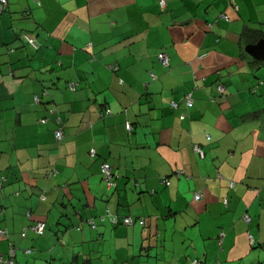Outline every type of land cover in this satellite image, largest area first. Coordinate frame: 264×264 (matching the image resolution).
<instances>
[{"label":"crops","instance_id":"crops-1","mask_svg":"<svg viewBox=\"0 0 264 264\" xmlns=\"http://www.w3.org/2000/svg\"><path fill=\"white\" fill-rule=\"evenodd\" d=\"M262 38L264 0H7L3 259L14 243L17 264H264V59L245 50ZM106 209L145 224L90 228ZM37 221L44 233L22 238Z\"/></svg>","mask_w":264,"mask_h":264},{"label":"built area","instance_id":"built-area-1","mask_svg":"<svg viewBox=\"0 0 264 264\" xmlns=\"http://www.w3.org/2000/svg\"><path fill=\"white\" fill-rule=\"evenodd\" d=\"M158 2H159V5L161 7H165V5L167 4V0H158ZM6 4H7V0H0V10H3L6 7ZM234 7L237 8L236 5H234ZM222 16H224L225 18L229 19L228 18V15H226V14H223ZM25 39L32 46L38 47V44L35 41V39L32 38L31 36H29L28 34H25ZM158 59L160 60V62L163 65H169V57H168V55H167L166 52H164V51L163 52H160L158 54ZM73 86H74L73 83H71V87H73ZM223 90H224V86L222 84H219L218 85V91L219 92H223ZM44 93H46V91H44ZM183 99H184L187 107L192 106L193 100H192V97H191V93H187L183 97ZM35 100L38 101L39 98L37 96H35ZM170 105L173 106V107H177V103L175 101H171L170 102ZM50 110L53 111V109H50ZM105 111L109 112L110 110L108 108H106ZM180 117H184V114H181ZM41 121H46V120L45 119H41ZM127 128L129 130L132 129V125L130 123H127ZM207 136L209 138V135H207ZM55 137L57 139H60L62 137L61 127L56 128V130H55ZM193 149H194V151L198 152L200 156H203L204 155V152H203V150L201 149V147L199 145L195 144ZM90 153H91V155H93L94 154V150L92 149ZM102 170H103V172L105 174H107V177H108L107 178V181H108V183L109 184H112V181H110V169H109V166L106 163H103L102 164ZM55 172H56L55 169L47 170V172H45V175L46 176H52V175L55 174ZM2 179L3 178H0V189H1V186H2V182H1ZM233 184H234V181H230V187H232ZM200 197H201V194L199 192H197V193L194 194V199H199ZM223 202L225 204L227 203V198L226 197L223 198ZM28 215H29V213H28ZM116 219H117L116 216H112L111 217V220L114 221V222L116 221ZM245 219L248 220V216L247 215H245ZM131 222H132V218L129 217V216L122 218V223H124V224L131 223ZM44 226H45L44 221H37L36 223L32 224L31 226H27L26 228H24L22 230V235L25 234V232H26V230L28 228H31L32 230H34L37 233H42L43 232V229H44ZM0 234L3 235L4 237L7 236V232L4 231V230H0ZM13 252H14L13 247L10 246L9 255H11ZM26 252H29V249H27ZM6 262L8 264H15L12 259H8V261H7V258L6 259H3L2 255H0V264L6 263ZM193 264H197L196 260H193Z\"/></svg>","mask_w":264,"mask_h":264},{"label":"trees","instance_id":"trees-1","mask_svg":"<svg viewBox=\"0 0 264 264\" xmlns=\"http://www.w3.org/2000/svg\"><path fill=\"white\" fill-rule=\"evenodd\" d=\"M248 34V32H246L245 31V33H244V35H247ZM219 84H222L223 86H224V84L223 83H218L217 84V87H216V89H217V92H218V94H223L224 93V90H225V86H224V90H223V92H219L218 91V85ZM44 91H46V93H44ZM43 91V94H47V90L45 89ZM187 93H185L184 95H183V97L186 95ZM37 96V95H36ZM38 97V96H37ZM183 97H182V101L185 103V101H184V99H183ZM192 97V96H191ZM193 100V99H192ZM172 101H174V100H172ZM176 102V101H175ZM177 103V102H176ZM192 105H193V103H192ZM171 106V105H170ZM185 106H186V108L187 109H189V108H191V106L190 107H187V105H186V103H185ZM171 107H173V106H171ZM177 107H178V103H177ZM177 107H173V108H177ZM106 110V107H105V109L103 110V111H101V115L103 116L104 114H109L110 113V111L109 112H107V111H105ZM181 114H184V117H180L181 116ZM179 117L181 118V119H183V118H185L186 117V113L185 112H182V113H180V115H179ZM43 119H45V118H43ZM127 123H130L131 124V122H129V121H126V123H125V127H126V129L129 131V132H131V130L132 129H128L127 128ZM132 125V124H131ZM58 127H61V130H62V126L60 125V123H58V125H57V128ZM56 130V128L54 129V131ZM55 134V133H54ZM207 137V136H206ZM56 138V137H55ZM62 138H63V132H62V137L60 138V139H57L56 138V140L58 141V142H60L61 140H62ZM195 144H197V145H199L200 146V144H198V143H195ZM194 144V145H195ZM194 145H193V148H194ZM201 147V146H200ZM94 150V154L93 155H91V150ZM201 149L203 150V148L201 147ZM196 152V151H195ZM203 152H204V150H203ZM196 153H198V152H196ZM89 154L93 157V156H95V154H96V151H95V149L94 148H90L89 149ZM199 154V153H198ZM205 154V153H204ZM200 156V155H199ZM204 156V155H203ZM203 156H201V157H203ZM103 163H106L108 166H109V169H110V181H112V184H109L108 183V181H107V174H105L104 172H103V170H102V164ZM100 167H101V173H102V175H103V179H104V181L106 182V184L108 185V186H115V174L113 173V171H112V167L110 166V164L108 163V162H106V161H103V162H101V164H100ZM51 169H55L56 170V172H55V174L54 175H56L57 174V168L56 167H51L50 169H48V170H51ZM45 172H47V170L45 171ZM53 175V176H54ZM46 176V175H45ZM46 177H50V176H46ZM2 186H3V179H2ZM161 182L162 183H164L165 185H168L169 184V180H167L165 177H163L162 179H161ZM2 186H1V189H0V192H1V190H2ZM195 193H197V192H195ZM194 193V194H195ZM200 193V192H199ZM201 194V193H200ZM43 197V196H42ZM44 198V197H43ZM112 216H116L117 217V219H116V221L114 222V221H112L111 220V217ZM127 216H129V217H131L132 218V222L131 223H127V224H124V223H122V218L123 217H127ZM105 220H107L108 222H110L112 225H117V224H124V225H130V224H134V223H137V224H139V225H144L145 224V220L142 218V217H137V216H132V215H119V214H116V213H113V212H110L108 209H106V213H104V214H101V215H98L97 217H96V220H95V218H89L88 220H87V223H88V225L90 226V228H95L96 227V225H97V222L96 221H98V222H104ZM36 223V222H35ZM45 223V222H44ZM32 224H34V223H31V224H29L28 226H31ZM46 226V225H45ZM45 226H44V229H43V232L42 233H37V234H43L44 233V230H45ZM31 229V228H30ZM32 230V229H31ZM34 231V230H33ZM35 232V231H34ZM8 233V232H7ZM27 234V231L25 232V234L24 235H22V231L20 232V235L22 236V238L23 237H25V235ZM12 247H13V250H14V252L11 254V255H9L8 257H6L7 258V261H8V259H12L13 260V262L15 263V264H17L16 263V260H15V254H16V251H17V248H16V246H15V244L13 243L12 245H11ZM27 249H29V252H26V250ZM32 250H33V248L32 247H30V248H26V249H24V251L26 252V253H30V252H32ZM193 260H196V262H197V264H206V263H204L199 257H194V258H192L190 261H189V264H193ZM2 264H8L7 262L6 263H2Z\"/></svg>","mask_w":264,"mask_h":264},{"label":"water","instance_id":"water-1","mask_svg":"<svg viewBox=\"0 0 264 264\" xmlns=\"http://www.w3.org/2000/svg\"><path fill=\"white\" fill-rule=\"evenodd\" d=\"M245 50L256 59H264V38L259 39L256 43L248 44Z\"/></svg>","mask_w":264,"mask_h":264}]
</instances>
